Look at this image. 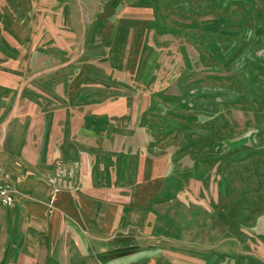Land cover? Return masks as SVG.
I'll return each mask as SVG.
<instances>
[{
    "label": "rangeland",
    "instance_id": "obj_1",
    "mask_svg": "<svg viewBox=\"0 0 264 264\" xmlns=\"http://www.w3.org/2000/svg\"><path fill=\"white\" fill-rule=\"evenodd\" d=\"M105 15L140 20L143 47L127 50L131 29H109ZM8 59L34 91L38 71L52 74L55 61L78 75L85 62L124 70L118 81L147 63L151 90L168 92L150 100L161 112L148 118L168 124V193L110 238L107 252L121 257L107 254L109 264H168L184 245L186 260L174 263L264 264V0H0V60ZM159 218L168 234L157 231Z\"/></svg>",
    "mask_w": 264,
    "mask_h": 264
},
{
    "label": "crops",
    "instance_id": "obj_2",
    "mask_svg": "<svg viewBox=\"0 0 264 264\" xmlns=\"http://www.w3.org/2000/svg\"><path fill=\"white\" fill-rule=\"evenodd\" d=\"M134 17L101 19L109 29H131L133 52L147 31ZM55 64L50 75L38 71L34 91L10 59L0 60V160L17 190L15 204L0 207V264H109L121 257L107 252L110 238L134 212L161 200L172 180L174 155L160 139L168 124L148 121L161 112L150 100L168 98L151 90L154 66L118 81L113 76L124 70L100 63L85 62L81 75ZM62 164L65 176L57 175ZM155 227L168 234L167 220ZM187 251L184 245L168 255V264L186 260Z\"/></svg>",
    "mask_w": 264,
    "mask_h": 264
},
{
    "label": "built area",
    "instance_id": "obj_3",
    "mask_svg": "<svg viewBox=\"0 0 264 264\" xmlns=\"http://www.w3.org/2000/svg\"><path fill=\"white\" fill-rule=\"evenodd\" d=\"M16 190L10 175L0 165V207H12L15 204Z\"/></svg>",
    "mask_w": 264,
    "mask_h": 264
}]
</instances>
